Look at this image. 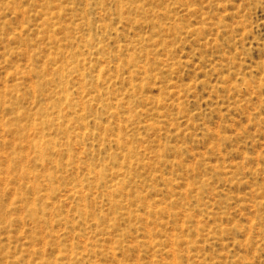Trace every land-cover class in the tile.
<instances>
[{"label": "rangeland", "instance_id": "rangeland-1", "mask_svg": "<svg viewBox=\"0 0 264 264\" xmlns=\"http://www.w3.org/2000/svg\"><path fill=\"white\" fill-rule=\"evenodd\" d=\"M0 264H264V0H0Z\"/></svg>", "mask_w": 264, "mask_h": 264}]
</instances>
